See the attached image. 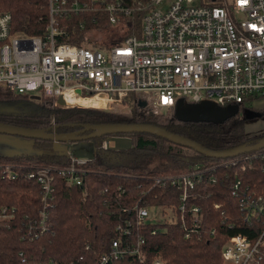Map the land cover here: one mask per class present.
<instances>
[{"label": "built area", "instance_id": "2783aa9c", "mask_svg": "<svg viewBox=\"0 0 264 264\" xmlns=\"http://www.w3.org/2000/svg\"><path fill=\"white\" fill-rule=\"evenodd\" d=\"M48 8L49 20L42 35L13 32L11 14L0 15V84L12 91L56 97L59 107L81 106L68 102L78 98L91 102L81 107L105 110L128 104L131 95L173 111L181 98L184 104L212 102L222 107L238 105L242 110L264 96V0H48ZM77 15L83 18L76 25L69 24L70 28L97 29L99 34L117 30L123 40L107 47L95 45L99 43L90 37L81 44L67 42L71 37L66 32L68 23L61 21ZM137 19L139 26L134 25ZM60 96L65 105L58 103ZM112 142L115 140L106 139L102 147L109 149ZM63 151L72 160L69 165L34 166L26 173L41 188L45 205L39 221L41 232L51 225L46 209L54 199L56 174L69 185L83 184V165L88 160L75 159L68 143ZM235 158L207 168L193 164L187 171L157 176L154 181L181 190L178 209L182 219L186 213L191 215L195 227L200 207L187 206L190 192L205 170L245 163L234 162ZM247 158H264V148L249 152ZM258 166V171H264V164ZM2 171L10 180L19 178L20 171L10 164ZM232 195L238 199L244 221L260 231L255 237L231 236L222 256L228 264H260L264 262V190L240 177L232 185ZM154 207L136 208L138 225L158 222L148 220L149 209ZM175 207H160L162 220L175 215ZM12 215L14 211L7 205H0V220ZM143 243L139 240L130 253L139 254ZM125 252L120 241L114 240L110 254L100 264H108L110 257L121 258ZM155 264L163 262L159 259Z\"/></svg>", "mask_w": 264, "mask_h": 264}, {"label": "trees", "instance_id": "16d2710c", "mask_svg": "<svg viewBox=\"0 0 264 264\" xmlns=\"http://www.w3.org/2000/svg\"><path fill=\"white\" fill-rule=\"evenodd\" d=\"M4 13L12 16L13 32L42 35L49 20L48 0H0V15ZM81 18L77 15L61 23L76 25ZM134 22L135 26L140 25V19ZM88 30L71 27L66 30L71 36L66 41L81 44ZM122 40L123 36H117L107 45ZM39 95L42 97L37 98ZM36 98L42 100L36 103ZM129 98L134 102L131 116L89 107H59L56 97L22 94L0 84V103L28 102L38 108L37 112L29 114L0 112V122L42 129L55 124L144 122L165 127L215 150L264 135L246 136L244 116L247 117L246 110H250L249 116L257 114L253 105L223 124L186 123L175 115L142 113L140 101L132 95ZM70 130L62 127L58 132ZM121 136L130 138L132 148L102 147L103 140ZM93 140L97 144V155L83 165L86 172L82 185H69L66 178L56 174L54 199L45 208L51 225L44 232L39 227L45 206L41 188L36 180L28 179L26 173L34 166H67L72 162L71 158L63 149H58L54 141L41 139L34 140V153L0 155V205H7L14 211L12 218L0 220V264H100L102 257L110 254L114 240H119L126 252L121 258L109 256L108 264H155L159 259L163 264H228L222 249L231 236L258 235L260 228L242 218L238 199L232 195V185L237 178L243 177L250 185L257 184L264 190V171H258L264 158L251 161L246 159L249 153H244L234 162L245 163L205 170L201 182L186 201L188 207H200L197 224L193 227L191 215L186 213L182 219L178 209L181 190L176 186L157 184L154 178L160 174L187 171L193 164L207 168L216 162H225V159L207 157L150 133L116 134ZM161 158L164 159L156 161ZM150 162H162V165L151 167ZM248 162H254L257 167L249 166ZM6 164L20 171L18 179L10 180L4 176L2 170ZM242 165L247 168L245 171ZM215 204L221 207L217 208ZM151 205L176 206L175 215L138 225L136 208ZM187 233H190L189 237ZM142 239L140 253L131 254L130 249Z\"/></svg>", "mask_w": 264, "mask_h": 264}, {"label": "water", "instance_id": "95a60500", "mask_svg": "<svg viewBox=\"0 0 264 264\" xmlns=\"http://www.w3.org/2000/svg\"><path fill=\"white\" fill-rule=\"evenodd\" d=\"M58 103L65 105V99L60 96ZM139 105L144 107L147 105L146 101H140ZM9 113H15L14 108H8ZM250 110H246L247 117L253 118L258 114L249 116ZM241 112L238 105H230L228 107H222L215 103H188L184 104V99L181 98L175 108L174 115L181 122H193V123H213L223 124L226 121L234 118ZM62 127H81L79 130L58 132ZM128 133H150L169 141L185 146L202 155L210 158L228 159L239 156L244 153L254 152L264 148V135L249 139L236 146L226 149H211L203 146L202 144L190 139L189 137L182 136L180 134L169 131L167 128L157 126L154 124L139 122V123H101V124H67L65 126L52 125L47 128H27L13 124L0 122V134L7 136H20L31 139L52 140L55 143L66 144L74 141L93 140L95 138L116 135V134H128Z\"/></svg>", "mask_w": 264, "mask_h": 264}, {"label": "rangeland", "instance_id": "374dc122", "mask_svg": "<svg viewBox=\"0 0 264 264\" xmlns=\"http://www.w3.org/2000/svg\"><path fill=\"white\" fill-rule=\"evenodd\" d=\"M68 29H70V25L67 24ZM86 36L85 39L87 37H90V41L92 42H96L99 44H95V45H103V47H107L112 45V43L110 45H107L108 43V38H114L120 35L119 31H110V30H105L104 33L99 34V30L95 29V30H88L86 31ZM107 37V38H106ZM84 39V40H85ZM22 94H25L23 92H20ZM29 94H33L35 95L36 93H29ZM42 97V95L37 96V98ZM138 97V96H137ZM35 99L36 103L41 101L40 99ZM136 98V97H135ZM83 101L82 99H78V98H71L68 102L70 104H79L81 106H88L91 102L84 100L86 102H81ZM141 101H145V100H141ZM128 104L125 105H116L113 106V108L111 109H99L102 111H108L110 113L113 114H123V115H127V116H131L132 114V108L134 107L133 104L134 102H131V99L129 98L128 100ZM253 107L255 109V112H257L258 116L253 117V118H245L244 116V126H245V133L247 137H255V136H259L262 135L264 133V96H261L259 98H257L254 102H253ZM57 106V105H56ZM78 106V107H81ZM8 108H14V112L12 114H29L32 112H37L38 108L33 105L32 103H28V102H22L20 104H16V103H10V104H2L0 103V112H6L9 113ZM64 108H68V107H64ZM82 108H88V107H82ZM92 108V107H89ZM97 109V108H96ZM139 110L142 113H154V114H159V113H164L166 115L169 116H173L174 115V111L169 109V108H156L155 106H153L152 104H149L147 102V105L144 107L139 108ZM59 131V130H58ZM116 141L113 143L114 146H112L111 148L114 147H118L119 149H130L132 148V142L130 140V138L128 136H121V137H115ZM108 140H112V139H108ZM104 142V140H103ZM68 145L70 146L72 155L74 156L75 159L79 160H92L95 158L96 156V149H97V144L95 140H83V141H74V142H69ZM103 145V143H102ZM58 149H63L64 144L62 143H57L56 144ZM36 151L35 146H34V139L31 138H27V137H20V136H7V135H2L0 134V155H15V154H19V153H34ZM164 158L161 159H156V161L158 160H163ZM151 163V167H155L158 164L162 165V162H150ZM167 163V162H166ZM191 165H189L190 167ZM188 167V168H189ZM188 170V169H187ZM169 173H165V174H160L158 176H162V175H166ZM163 208L160 207H154V208H150V216L148 217V220H154V221H159L162 220V216L160 215L162 212ZM14 216V215H12Z\"/></svg>", "mask_w": 264, "mask_h": 264}, {"label": "flooded vegetation", "instance_id": "af4514ba", "mask_svg": "<svg viewBox=\"0 0 264 264\" xmlns=\"http://www.w3.org/2000/svg\"><path fill=\"white\" fill-rule=\"evenodd\" d=\"M79 129H81V127H75V128H71V130L70 131H75V130H79ZM69 131V132H70Z\"/></svg>", "mask_w": 264, "mask_h": 264}, {"label": "bare ground", "instance_id": "6f19581e", "mask_svg": "<svg viewBox=\"0 0 264 264\" xmlns=\"http://www.w3.org/2000/svg\"><path fill=\"white\" fill-rule=\"evenodd\" d=\"M70 99H71V98H69L68 101H69ZM113 143H114V142H112V145H114Z\"/></svg>", "mask_w": 264, "mask_h": 264}, {"label": "crops", "instance_id": "0c3cea01", "mask_svg": "<svg viewBox=\"0 0 264 264\" xmlns=\"http://www.w3.org/2000/svg\"><path fill=\"white\" fill-rule=\"evenodd\" d=\"M116 141V140H115ZM117 142V141H116ZM97 151V150H96ZM97 155V154H96ZM96 157V156H95Z\"/></svg>", "mask_w": 264, "mask_h": 264}]
</instances>
